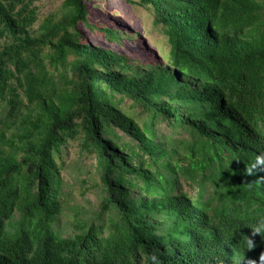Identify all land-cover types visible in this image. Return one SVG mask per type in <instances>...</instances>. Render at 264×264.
<instances>
[{
  "label": "trees",
  "instance_id": "trees-1",
  "mask_svg": "<svg viewBox=\"0 0 264 264\" xmlns=\"http://www.w3.org/2000/svg\"><path fill=\"white\" fill-rule=\"evenodd\" d=\"M35 1L0 0V264H260L264 171L245 168L264 152V0H138L162 66L85 43L90 0L40 23ZM76 139L107 219L63 236L57 159Z\"/></svg>",
  "mask_w": 264,
  "mask_h": 264
},
{
  "label": "rangeland",
  "instance_id": "rangeland-1",
  "mask_svg": "<svg viewBox=\"0 0 264 264\" xmlns=\"http://www.w3.org/2000/svg\"><path fill=\"white\" fill-rule=\"evenodd\" d=\"M62 2L63 0H36L34 5L38 10L39 23L49 14L59 13ZM87 9L88 21L95 29L79 26L85 43L112 49L134 64H165L169 44L160 26L153 23L151 8L140 6L138 0H90ZM37 26L38 24L34 29ZM101 27L115 30L124 40L117 44L109 43L99 31ZM125 103L129 105V101ZM160 129L163 133L169 132L164 124L160 125ZM117 133L121 135V132ZM80 141L69 140L57 159L61 165L63 195L62 209L55 227L63 236L78 232L77 226H87L92 222L100 224L107 219L105 213L99 215L102 193L96 160L93 155L81 151ZM180 185L183 192L194 196V187L183 180H180ZM18 217L19 214L15 213L14 219Z\"/></svg>",
  "mask_w": 264,
  "mask_h": 264
},
{
  "label": "clouds",
  "instance_id": "clouds-1",
  "mask_svg": "<svg viewBox=\"0 0 264 264\" xmlns=\"http://www.w3.org/2000/svg\"><path fill=\"white\" fill-rule=\"evenodd\" d=\"M239 160V159H234ZM257 171H264V152H260L255 156V160L250 162L245 168L247 175H253ZM256 182H264V177H260ZM252 229L253 235L260 234L264 237V217L259 218L253 225L250 226ZM246 238V249L251 250L256 247L252 238L244 236ZM150 260L152 264H162L159 257L153 253L150 255ZM247 264H257L255 260H248ZM260 264H264V252L260 255Z\"/></svg>",
  "mask_w": 264,
  "mask_h": 264
}]
</instances>
